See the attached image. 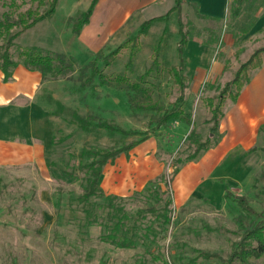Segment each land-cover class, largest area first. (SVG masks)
<instances>
[{
    "label": "rangeland",
    "instance_id": "1",
    "mask_svg": "<svg viewBox=\"0 0 264 264\" xmlns=\"http://www.w3.org/2000/svg\"><path fill=\"white\" fill-rule=\"evenodd\" d=\"M49 1L39 6L35 0H16L23 4L18 12L39 14ZM90 2L58 0L53 19L24 32L10 49L13 61H18V48L39 47L64 54L74 71L68 77L53 78L35 69L42 77L39 103L52 124L53 152L41 166L0 167V264H227L232 250L260 218L244 213L225 197V190L244 196L264 217V153L260 151L264 149V126L253 146L257 152L242 153L247 171L239 180L220 179L221 188L200 187L177 201L173 182L163 194L166 188L159 178L179 172L203 143L217 137L210 135L209 100L216 105L219 92L238 68L264 47V0H227L226 17L221 21L200 17L194 6H182L180 21L188 42L212 46L221 72L212 82L197 87L187 81L186 120L177 140L172 133L181 125L170 121L154 130L157 110L149 109H169L178 96L169 73L177 65L176 14L144 31L139 22L131 20L92 53L77 44L71 31ZM8 3L0 0V21ZM68 15L72 17L66 19ZM4 42L0 36V46ZM94 69L108 79L123 75L139 82L149 97L124 86L101 85ZM66 109L88 125H81ZM143 138H154L159 144L155 158L161 177L124 196L102 191L103 196L91 199L92 214L98 218L90 224L78 200L87 178L79 167ZM236 169L229 161L220 172L233 174ZM106 196L117 197L113 204L128 216V226L137 220L138 241L133 249H118L101 241L104 226L110 224L105 217L109 211ZM249 242L256 246L255 241ZM231 264H264V255L246 262L235 259Z\"/></svg>",
    "mask_w": 264,
    "mask_h": 264
},
{
    "label": "crops",
    "instance_id": "2",
    "mask_svg": "<svg viewBox=\"0 0 264 264\" xmlns=\"http://www.w3.org/2000/svg\"><path fill=\"white\" fill-rule=\"evenodd\" d=\"M186 1L187 5L197 8L198 15L217 21L226 17L227 0ZM174 4L175 0H97L79 34L73 33L74 25L71 31L80 47L96 53L131 20L142 25L145 21L165 16ZM68 17L72 16L68 15L66 19ZM183 56L189 85L197 87L210 83L220 75L212 46L189 41ZM261 58L262 65L251 71L249 81L243 85L237 98L225 100L217 126L216 144L182 165L174 176L172 182L177 201L185 200L200 187L221 188L218 180H239L247 171V161L242 153L257 152L253 146L259 128L264 126V52ZM42 85L41 74L21 64L13 69L7 82L0 71V167L41 166L51 156L52 124L39 103ZM174 122L181 125L172 133L177 140L184 131V121ZM157 145L154 138H143L129 151L121 152L113 162H107L100 178L101 190L107 195L124 196L160 177L159 163L155 158ZM229 161L237 168L235 173H221Z\"/></svg>",
    "mask_w": 264,
    "mask_h": 264
},
{
    "label": "trees",
    "instance_id": "3",
    "mask_svg": "<svg viewBox=\"0 0 264 264\" xmlns=\"http://www.w3.org/2000/svg\"><path fill=\"white\" fill-rule=\"evenodd\" d=\"M9 3L5 5L8 8V11L2 13V20L0 21V36L4 39V44L0 46V71L3 74V80L5 82L9 81L12 76V71L18 65H23L26 68L38 69L44 72H48L52 75L53 78H65L68 77L73 71L74 66L70 58L64 54H57L39 47H26L18 48L17 58L18 61H13L10 54V49L13 45L14 40L21 36L27 30L33 28L38 23L43 20L50 19L58 6V0H50L48 3L47 9L39 14L37 11H25L18 12L22 7V3L18 4L16 0H7ZM39 6L44 5V0H35ZM97 0H92L89 8L81 14L80 18L76 21L73 26V33L79 34L81 28L88 22L89 17L93 11V8ZM186 0H175L174 6L169 10V12L163 16L154 18L148 21H145L141 25V31L149 28L153 23L167 20L172 13H175L177 16L178 22V35L179 41L176 44L177 52V65L169 69L175 85L178 88V96L176 100L172 103L169 109L164 108H153L150 106V110L156 111V117L154 120V130H158L162 127H165L170 121H185V113L183 110L185 103V90L187 77L184 72V56L183 52L187 45L188 39L187 34L183 31V25L180 21V14L183 5H187ZM12 9V10H11ZM11 10V11H10ZM200 17H203L199 15ZM126 45L123 44L119 49ZM2 50V51H1ZM116 50L113 54L117 53ZM264 52V47L256 50L250 56V58L242 64L236 71L233 79L227 83L224 88L219 92L217 98V104L213 106L212 100H209V107L211 108V118L209 122L213 123V127L210 130V135L217 134V126L219 120L222 117V109L226 99L235 100L245 83L249 81V72L255 69H258L262 65L261 55ZM133 53H131V57ZM126 67H130V61L127 63ZM96 75L100 80L101 85H117L124 86L128 90L141 93L149 97L147 90L142 88L141 84L137 81H132L126 76H114L112 78H105L102 74L97 73L94 69ZM234 88V93L231 91V88ZM59 107L63 108L60 104ZM132 105V102H131ZM71 113L75 119L81 125H88L87 122L75 112L66 109ZM161 113V114H160ZM108 130L117 131L120 133H125L122 130H115L110 127L101 126ZM141 140L134 141L129 145L114 150L109 154H102L100 159L94 160L88 165L80 166L79 170L84 172L87 176L84 185L82 186V195L79 196L78 200L82 206L83 212L86 214V219L90 224H93L97 221L98 216L92 214L91 203L92 198H100L103 196V192L99 186V181L102 175L103 167L107 162H113V160L121 153L129 151L132 147L140 143ZM218 141V134L214 141L203 143L201 148H199L194 156L188 160L192 161L196 159L199 153L206 151L209 147L216 144ZM264 152V150H263ZM177 170L172 174H168L165 177L159 178V183H164L165 185V194L169 188L174 176L176 175ZM153 182H149L148 185ZM145 190H148L145 188ZM225 197L234 202L244 213L260 218V220L248 231L243 237V241L238 243L237 246L232 250L230 259L227 261V264H231L235 259H238L241 262H246L247 259L257 260L264 255V217L261 214L256 213L247 203V200L244 196H235L231 194L228 190L225 191ZM117 197L106 196L108 200V206L106 209H109L105 217L107 218L109 225H105V232L101 236V241L107 243L118 249H133L138 241L136 238V229H137V220L131 226H128L126 221L129 219L128 216L123 213L121 208H118L113 204V201ZM249 241H255L256 246H251Z\"/></svg>",
    "mask_w": 264,
    "mask_h": 264
}]
</instances>
